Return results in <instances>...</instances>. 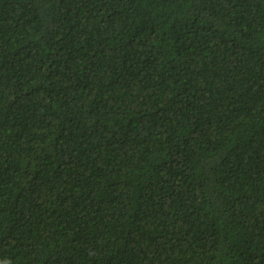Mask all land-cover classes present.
Listing matches in <instances>:
<instances>
[{"label":"trees","instance_id":"1","mask_svg":"<svg viewBox=\"0 0 264 264\" xmlns=\"http://www.w3.org/2000/svg\"><path fill=\"white\" fill-rule=\"evenodd\" d=\"M0 264H264V0H0Z\"/></svg>","mask_w":264,"mask_h":264}]
</instances>
